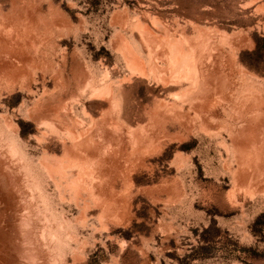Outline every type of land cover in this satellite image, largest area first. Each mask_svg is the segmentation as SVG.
<instances>
[{
  "label": "rangeland",
  "instance_id": "374dc122",
  "mask_svg": "<svg viewBox=\"0 0 264 264\" xmlns=\"http://www.w3.org/2000/svg\"><path fill=\"white\" fill-rule=\"evenodd\" d=\"M0 264H264V0H0Z\"/></svg>",
  "mask_w": 264,
  "mask_h": 264
},
{
  "label": "bare ground",
  "instance_id": "6f19581e",
  "mask_svg": "<svg viewBox=\"0 0 264 264\" xmlns=\"http://www.w3.org/2000/svg\"><path fill=\"white\" fill-rule=\"evenodd\" d=\"M181 58H182V57H181ZM191 60H192V59H191ZM186 61H187V60H186ZM192 61H193V60H192ZM180 62H181V60H180ZM183 62H184V61H183ZM176 63H177V62H176ZM187 63H188V62H187ZM214 102H215V101H214ZM214 102H213V103H214ZM218 102H219V101H218ZM213 103H212V105H214ZM209 106H210V105H209ZM214 109H215V107H214Z\"/></svg>",
  "mask_w": 264,
  "mask_h": 264
}]
</instances>
